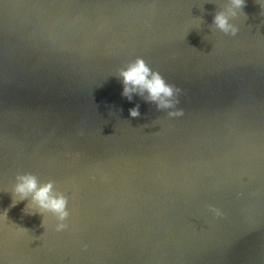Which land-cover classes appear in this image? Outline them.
<instances>
[{"label": "water", "instance_id": "water-1", "mask_svg": "<svg viewBox=\"0 0 264 264\" xmlns=\"http://www.w3.org/2000/svg\"><path fill=\"white\" fill-rule=\"evenodd\" d=\"M0 264H264V0H0Z\"/></svg>", "mask_w": 264, "mask_h": 264}, {"label": "clouds", "instance_id": "clouds-1", "mask_svg": "<svg viewBox=\"0 0 264 264\" xmlns=\"http://www.w3.org/2000/svg\"><path fill=\"white\" fill-rule=\"evenodd\" d=\"M244 3V0H233V4L239 7ZM214 21L218 27L227 30L228 17L225 13H217ZM120 76L123 77L124 89L123 94L131 99L133 91L144 90L148 92V99L157 101L158 107H168L173 101L168 97L173 96V86L167 84L163 77L158 72H153L142 58H137L130 63L126 68L121 69ZM132 115H138V109L130 110ZM16 192L21 195L28 193L33 194V199L37 201L42 207L58 212L61 216L66 213L64 211L65 200L62 196H54L52 194L51 182L39 185L37 179L32 174H25L19 178V183L16 185Z\"/></svg>", "mask_w": 264, "mask_h": 264}]
</instances>
